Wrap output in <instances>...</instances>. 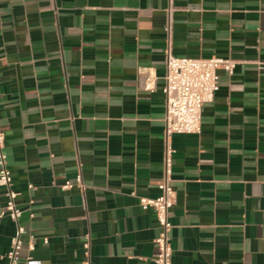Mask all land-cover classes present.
<instances>
[{
	"label": "crops",
	"instance_id": "crops-1",
	"mask_svg": "<svg viewBox=\"0 0 264 264\" xmlns=\"http://www.w3.org/2000/svg\"><path fill=\"white\" fill-rule=\"evenodd\" d=\"M168 38L175 56L235 66L217 70L200 132L167 138ZM260 60L264 0H0V129L21 257L83 264L88 240L89 264H156L158 224L138 197L158 195L168 144L172 261L264 264ZM5 201L0 187V264L15 233Z\"/></svg>",
	"mask_w": 264,
	"mask_h": 264
},
{
	"label": "built area",
	"instance_id": "built-area-1",
	"mask_svg": "<svg viewBox=\"0 0 264 264\" xmlns=\"http://www.w3.org/2000/svg\"><path fill=\"white\" fill-rule=\"evenodd\" d=\"M166 31L169 34V20ZM165 58L166 68L162 86L165 102L164 135L168 138L175 133H199L202 106L211 102L219 89L217 70L224 69L231 74L235 62L215 56L210 58L175 56L172 53L169 38L165 48ZM258 64L264 66V60H260ZM4 148L5 135L0 129V187L4 189L6 197L4 212L15 224V233L11 237L9 249L3 255L5 260L3 264H36L31 256L21 257L25 229L19 223L22 211L16 203L18 192L12 187V177ZM172 156L173 149L167 144L163 152V173L158 183V195L138 197L141 208L151 209L158 224L159 231L154 240L157 250L152 257L156 264H176L172 261L173 250L170 241L172 224L169 220L176 193L172 185ZM77 182H81L80 175L77 176ZM71 186L72 183L66 181L61 187L68 189ZM44 242L47 240L45 239ZM83 246L87 257L83 264H89V241H85ZM27 248L34 249L32 236L28 240Z\"/></svg>",
	"mask_w": 264,
	"mask_h": 264
}]
</instances>
